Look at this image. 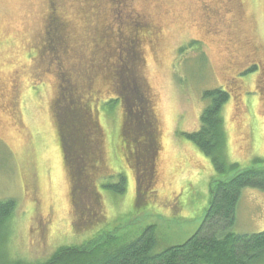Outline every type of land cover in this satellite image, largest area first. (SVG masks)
<instances>
[{
	"label": "rangeland",
	"instance_id": "374dc122",
	"mask_svg": "<svg viewBox=\"0 0 264 264\" xmlns=\"http://www.w3.org/2000/svg\"><path fill=\"white\" fill-rule=\"evenodd\" d=\"M50 15L89 41L87 52L102 46H92L88 31L110 38L109 57L129 38L119 30L123 19L137 17L144 27L123 67L122 104L112 112L108 103L119 93L102 77L92 87L84 54L73 51L82 102L105 138L96 162L76 177L80 184L70 177L51 108L62 94L46 73ZM214 88L230 93L222 110L226 166L264 168V0H0V200L17 204L1 232L0 264L46 260L61 246L108 232L128 242L152 225L155 251L184 243L204 220L211 183L236 174L230 166L217 171L184 134L199 130L203 94ZM143 136L149 148L141 162L136 141ZM121 175L123 193L105 186ZM233 230L264 231V192L243 189Z\"/></svg>",
	"mask_w": 264,
	"mask_h": 264
},
{
	"label": "trees",
	"instance_id": "16d2710c",
	"mask_svg": "<svg viewBox=\"0 0 264 264\" xmlns=\"http://www.w3.org/2000/svg\"><path fill=\"white\" fill-rule=\"evenodd\" d=\"M124 4L126 5V3ZM56 12L55 15L58 17ZM56 17L50 15L48 29L44 31L48 36L45 55H49V59L45 58L49 68H46V73L52 72L56 76L58 79L56 86L59 87L62 94L51 104V108L54 114V124L58 128L66 166L70 171V177L75 182L76 177L79 179L84 174L83 166L91 162L95 156L92 152L94 143H96L95 151L103 150L105 138L102 135L103 130L95 122L97 116L93 115L92 108L82 102L85 88L78 81L80 73H75V61L72 60L73 51L84 54L85 59L80 62L84 63L83 66H87L86 72L88 73V70L90 72L87 80H90L92 87L94 81L98 77H102L99 80L110 81L111 83H106L110 84L114 93H119L108 103L109 111L112 112L119 99L122 104L123 80H126V76L123 75V67L127 66L130 62L129 57L135 52L136 31H141L144 27L139 24L140 21L137 20V17L131 16L123 19V22L126 23H123L119 30H123V33L128 31L129 38L126 42L123 41V44L121 41L115 43V50L109 52L111 56L109 57L105 50L109 47L110 41L108 40L110 38L102 41L103 34L88 31L87 38H90L92 46L94 43H102V46L93 49L92 53L87 52L86 44L89 41L86 43L80 41L77 31H66L65 19L62 22L58 19L60 17ZM98 39H101L100 42ZM129 51L131 52L129 53ZM81 68L83 69V67ZM92 92L90 90L87 93L88 101L90 95L93 97ZM203 95L208 104L200 116V128L197 131L184 134L201 151L211 157L217 171L226 173L230 166V169L236 170V174L232 178L214 180L211 183L210 201L204 220L190 238L182 244L169 246L157 252L155 251L157 246L156 226L152 225L146 228L139 237L128 242H124L116 234L108 232L84 244L61 246L46 260L30 261L16 258L4 261L5 264H264V231L235 233L233 230L243 189L254 188L264 192V168L250 167L241 170L237 164L226 166L223 155L225 133L222 110L230 99V93L223 88H214L205 91ZM68 98H72L70 102ZM95 110L97 112V104H95ZM13 114L16 118H20L15 112ZM121 132L123 135V129ZM133 139L136 140V138ZM120 178V183L105 184V186L115 193H123L126 178L123 175ZM75 183L80 184L79 181ZM79 188L81 187L77 186V189ZM83 190L81 193L89 198L86 187L85 193ZM94 195L99 197L97 191L94 192L93 197ZM80 202L83 203L84 200L80 198ZM74 204L77 208L79 207L77 202L73 201ZM16 206V201L13 199L0 200L1 239H3L1 237L2 229L5 230L9 226Z\"/></svg>",
	"mask_w": 264,
	"mask_h": 264
},
{
	"label": "flooded vegetation",
	"instance_id": "af4514ba",
	"mask_svg": "<svg viewBox=\"0 0 264 264\" xmlns=\"http://www.w3.org/2000/svg\"><path fill=\"white\" fill-rule=\"evenodd\" d=\"M121 128L123 129V123H122V125H121ZM138 135V134H137ZM142 135V134H141ZM140 135V136H141ZM149 141V139L148 138H146V137H144L143 136V138L140 140V141H137V143H138V146H139V151H138V153H139V155H138V159H139V156L141 157L140 158V161L142 162V160H143V158L145 159V153L148 151V148H149V145L147 144V143H149L148 142ZM151 143V142H150ZM96 143H94V145H95ZM93 145V153L95 154V156H94V158L91 160L93 163H95L96 162V160H97V156H96V151H95V146ZM136 150V149H135ZM134 154V153H133ZM142 159V160H141ZM99 162V161H98ZM143 163H145V161L143 162Z\"/></svg>",
	"mask_w": 264,
	"mask_h": 264
}]
</instances>
